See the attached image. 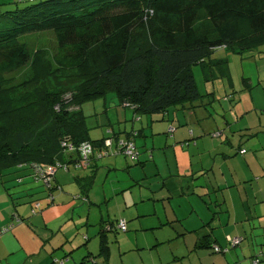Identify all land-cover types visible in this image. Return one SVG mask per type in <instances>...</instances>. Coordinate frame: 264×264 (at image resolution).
<instances>
[{
    "label": "trees",
    "instance_id": "obj_1",
    "mask_svg": "<svg viewBox=\"0 0 264 264\" xmlns=\"http://www.w3.org/2000/svg\"><path fill=\"white\" fill-rule=\"evenodd\" d=\"M17 1L0 2V175L10 169L26 171L49 191L60 188L58 170L71 165L90 168L92 158L98 161L109 155L105 142L111 137L90 138L84 103L105 99L113 91L120 105L139 120L165 119L171 108H206L215 102L214 93L200 92L193 67L200 66L206 81L231 79L225 67L228 60L212 58L216 49L244 52L264 44V0ZM44 33L54 37L52 53L31 51L28 39ZM25 67L28 72L18 82L6 83L5 74ZM63 73H74L83 82L69 92L59 89L38 99H30L26 92L20 103L18 91ZM175 130L170 126L168 133ZM255 135L251 129L246 136ZM128 140L135 144L134 138ZM188 144L189 140L182 142ZM84 145L92 150L84 153ZM135 148L136 159L122 154L119 145L116 155L141 164L136 144ZM247 152L239 147V154ZM83 180V189H90V177ZM127 231L125 219L112 220L106 228L101 225L99 249L76 264H110L112 244L119 232ZM217 233L205 232L191 251L212 250L227 257L232 247L223 245ZM245 240L228 236L227 241L236 248ZM258 253L252 264H264V250Z\"/></svg>",
    "mask_w": 264,
    "mask_h": 264
},
{
    "label": "crops",
    "instance_id": "obj_2",
    "mask_svg": "<svg viewBox=\"0 0 264 264\" xmlns=\"http://www.w3.org/2000/svg\"><path fill=\"white\" fill-rule=\"evenodd\" d=\"M16 1L11 4L14 5ZM0 2L4 3L5 0H0ZM105 99L104 105L107 106V98ZM214 101H216L215 97ZM212 104L206 106V108L190 109L187 107L185 109L177 108L174 111L171 108L165 119H163V116H156V120H154L155 116H150L153 118L145 116L149 126L151 122H157V120L175 126L176 130L172 134L173 136H169L174 138L175 143H167L166 146V142L160 144L161 146H156L154 143L152 145L148 144L150 131H147L143 126L144 117H141L139 121L141 128L138 129L137 136L145 137L144 145H140L141 143L135 139V144L141 153L139 159L141 164L130 162L125 157V159L123 157L117 159L111 157L103 166L99 164L102 158L98 161L92 158V167L90 168L71 165L69 170L63 169L66 172H73V176L77 178V185L82 189L81 192L73 194V199L82 201L88 209L86 228H84L87 236L89 234L88 237L84 235L88 241L85 240L84 233L79 228H76V231L74 230V235L71 237L62 230L58 233L55 226H61V221L64 222V218L56 220L54 226L45 227L47 230L46 237L41 236L43 239L40 237L34 238L36 231L34 223L31 222L27 212L19 210L16 200L8 197L9 189L5 188L7 187L6 184H2L0 187V229L11 227V230L0 238V264H23L29 256H36L38 260L41 259L40 264H55L54 260L58 258L61 261H64V259L72 260L76 264L83 255H89L99 249L98 233L101 225L104 228L109 227L112 220H119L120 218L127 220L128 230H149L154 240H156V236H159L156 240L158 244L165 245L183 238L187 243L188 239L193 240L192 246H194L200 242V238L205 232L214 233L216 231L214 225L217 223H220L222 227L227 226L233 230L234 236H245L247 238L249 229L251 235H254L257 227L250 228L248 226V229L246 228V222L264 216L263 213H259L253 207L257 205L256 200H259V203L264 202V161L261 163L258 161L264 159V157H256L258 156L257 152L264 151V140L262 139L264 119L262 117L254 118V115L249 112L251 110H246L243 115L240 114L243 117L240 119L238 110L234 109L238 119H233L230 122L227 117H224L223 124L218 126L217 119L209 111ZM127 110L133 115L131 109ZM117 111L116 120L120 122V111ZM102 124L107 126L106 123ZM109 124L112 127L113 135L118 137L116 139L118 145V141L121 139L119 134L122 129L117 131L115 129L116 121L112 119H109ZM192 124L195 127L191 128L189 133L179 129L180 126H191ZM86 125L90 131L93 129L87 122ZM218 128H223L226 132L225 139L220 142L212 140L208 136L209 133ZM251 129L257 131L256 137L246 136ZM160 130L152 131V136H155ZM178 131L185 134V137L181 139L177 137L176 133ZM132 134L129 133L130 136L136 138V135ZM89 135L93 141L108 136L107 133H103L99 137H92L91 132H89ZM245 137L246 140H244ZM152 140L155 141L153 138ZM186 140H189V144L183 146L182 142ZM246 142L249 145L248 147L244 145ZM241 145L248 150L244 155L247 164L237 167L235 160L232 161L231 159L239 154L238 150ZM98 149L99 147L95 146L94 150L97 151L94 154L96 156L99 153ZM172 151L174 153L169 156V152ZM205 154L208 157L204 159L203 155ZM253 157L255 160L258 159V163L254 162ZM100 166L103 173H106L105 182H108L109 176H112L110 186H104L99 192L92 190V187L84 190L85 180L83 179L87 178L88 180L90 177V180L94 183V180L100 174ZM120 169L126 170L128 180L125 178V173H120ZM141 172L145 176H141ZM61 182L62 179L56 176V183H59L60 188H57V191L46 189L48 199H51L49 200L50 206H56L54 197L57 192L65 194V188ZM133 187L136 188L133 189ZM59 189L61 190L59 191ZM126 190L130 192L124 193ZM40 192H43V190H40ZM18 193L19 191L16 194ZM67 195L69 197V194ZM63 200L64 203L70 202L68 198ZM106 200H122L120 207L126 210V215L119 217L112 213L110 205H108L107 212L104 211ZM77 208L75 207V210ZM93 210L98 211V216H95L91 221ZM57 211L60 212V210ZM17 218H23L25 222H16ZM25 225H28L27 227H30L33 233H29L24 228ZM11 231L12 235L10 234ZM161 233H166L168 238L160 237ZM230 234L227 233V236H231ZM23 236L29 238L27 240L29 248L24 244ZM96 239H98V245L94 246L93 241ZM219 240L223 245H226L225 240L222 238H219ZM190 246L188 243L187 247ZM245 247L246 249L242 248V250L247 256H249V250L253 252L255 249L254 246H252V249L251 246L248 248L245 245ZM235 252L236 257H238L239 250ZM69 253L71 254L67 255ZM253 254L251 256H254ZM231 257L235 259L232 254ZM227 260L229 263L232 262L229 258ZM68 261L66 263L64 261V263L68 264ZM83 264H88V262L86 261Z\"/></svg>",
    "mask_w": 264,
    "mask_h": 264
},
{
    "label": "rangeland",
    "instance_id": "obj_3",
    "mask_svg": "<svg viewBox=\"0 0 264 264\" xmlns=\"http://www.w3.org/2000/svg\"><path fill=\"white\" fill-rule=\"evenodd\" d=\"M14 1L15 0H5L4 3H13ZM28 43L31 51H40V49H44V51H47L48 53H52V48L55 46L54 37L51 33L33 35L28 39ZM212 58L228 60V62L225 64V67L231 76V80L229 78L220 76L213 81H206L200 66H194L193 73L201 93L206 94L208 91L214 93L216 101L209 108V111L217 119V125L220 126L223 124L225 119L224 117H227L230 122H232L233 119H238L234 109L238 110V115H243L245 114L244 112L246 110H251L249 112L250 114L254 115V118L262 117L264 119V44L244 52H233L221 47L216 49L212 55ZM27 72L28 69L25 67L21 70L12 71L5 74L4 78L7 80L6 83L8 85L14 84L21 79L22 75H26ZM82 82L83 80L79 81L78 76L74 73L70 76H67V73H63L60 74L58 78L51 75L46 80L42 81L31 89H23L18 91L16 95L18 96L20 103H24L25 99L22 100V96L26 92L30 94V99H38L40 97H44L50 92H56L59 89H62L64 93L69 92L70 90L75 89V87ZM105 101L106 99L100 98L92 102H86L82 106L83 113L87 118L86 122L89 126L93 127V129L90 131L91 136L99 137L103 133H107L108 136L111 137L110 140L113 144L112 146H107V149L105 150V153L107 151V154L109 153V155L104 156L102 160L99 161V164L103 166H105V163H107L111 157H114V159L122 157L124 158L122 155H116V139L118 137L113 135L112 127L109 124V119L116 121L115 129L117 131L122 129L121 133L119 134L121 139L118 141V144L128 141V138L132 137L139 141L141 143L140 145H144L143 141L145 139L144 136H137L138 129L141 128V124H139L140 120L136 119L132 113L127 110V108L120 105V102L113 91H110L107 95V106L104 105ZM117 110L120 111V122H117L116 120V115L118 113ZM171 110L174 111L176 108H172ZM241 115L239 116L240 119L243 118ZM142 117H144L143 126H145L147 131H150L149 145L154 143L156 146H161L160 144H165L166 142V146L167 143H175L173 140L174 138H170L173 135H169L168 133L169 127H175L174 125L157 120V122H151L149 126L147 125L146 118L150 116ZM156 119L157 117L155 116L154 120ZM102 123H106L105 125L107 126H104ZM164 126L166 127L164 128ZM194 127L195 126L193 124L191 126L184 125L180 126L179 129H181V131L184 130L185 133H189L191 132V128ZM159 129H161L160 132H158L155 136H152V131H158ZM181 131L176 133L177 137L180 139L185 137V134H182ZM214 132L222 133V136L214 138L212 136ZM129 133H134L136 138L134 136H130ZM225 133V129L218 128L215 131H212L210 135L208 134V136L211 137L212 140L220 142L225 139ZM152 138L155 139L154 142ZM246 139L247 138L245 137L244 140ZM262 139L264 140V135L262 136ZM244 145L247 147L249 146L247 142ZM173 153V151L169 152V156H172ZM257 154L258 156L256 157H264V151H259ZM249 155L253 156L251 153H249ZM203 157L205 159L208 157V155L205 154ZM128 160L132 162L130 159ZM231 160H235L237 167L247 164V159L241 154H238ZM257 160L254 158V162H257ZM258 161L261 163L264 161V159H260ZM99 170V176L96 177V180H94V183H92V190L94 189L95 192H99V190H101L104 186H110L112 181V176H109V181L105 182V179L107 178L106 173H103L101 166ZM120 173H125V178L127 177L126 170L120 169ZM55 176H58L60 179H62L61 184H63L65 188V194L59 192L55 194L54 199H56V206L49 205V200L51 199H48V194L45 191L46 187H42L43 183L41 181L34 180L30 176H27L26 171H20L19 169L7 170L0 175V187L6 182L5 184L7 187L5 188L9 189L8 197L10 199L16 200L19 210H23L25 213H28L31 222L35 225L36 231L34 233V238L46 237L47 230L45 227L54 226L53 224L56 225L55 221L61 218H64V222L61 221V226H55V230H57L58 233L60 230H62L71 237L74 235L76 228H79L82 233H84L83 236H87L86 230L84 228H86L85 225L87 223L88 209L86 206H84L82 201L73 199V194L82 191L80 186L76 183V176H73V172H66L63 169L58 170L55 173ZM141 176H145V174L141 172ZM126 180H128V178H126ZM135 188L136 187H133V189ZM40 190H43V192H40ZM60 190L61 189H59V191ZM18 191L19 193L16 194ZM129 192V190H126L124 193ZM67 194H69V197H67ZM66 198L70 199V202L64 203L63 199ZM120 202H122V200H106L104 203V211L107 212V209L109 208L108 205H110L112 213L119 217L126 215V210L120 207ZM256 202L257 205H254L253 207L256 208L259 213H263L264 215V202L259 203V200H256ZM38 204L40 205L39 207H37ZM75 207L78 208L75 210ZM57 210H60V212ZM95 216H98V211L93 210L91 212V221ZM119 220H121V218ZM246 224V228L248 229L249 227H257L255 234L251 235L249 229L246 241L236 248H233L231 244L229 245L227 241V233H231L230 235L234 236L233 230L229 229L227 226H220V223L215 224L219 228L214 225L215 230L218 232L219 238L225 240V246L232 247L229 253H227V257H225L223 254L212 253V250H206V253H203V251L192 252L191 250L193 248V240L191 239H188V243L191 245L190 247H187L188 243L183 238H180L179 241L169 242L167 245H165L161 243L158 244L156 240L159 236H156V240H154L151 232L146 229L119 232L118 240L112 244L110 264H228L229 261L227 258L232 261L230 264H235V260L238 261L237 264H252V253H254L253 255L259 254L258 251L264 248V216H262L260 219L257 218L253 221H247ZM27 226L28 225H25L24 228H26L29 233H33V230ZM12 231L10 233L11 235L13 234ZM160 237L168 238L166 233H161ZM28 239L29 238H24V244L27 248H29L27 243ZM93 245H98V239L93 241ZM245 245H247L248 248L251 246V249L252 246L255 248L253 252L249 250V256L243 253L242 248L246 249ZM236 250H239L238 257H236ZM231 254L235 257V259L231 257ZM64 261L66 263L68 259H64ZM37 262L40 264L41 259L38 260L36 256H29L27 260H24L23 264H38ZM54 263L61 264L62 261L58 258L54 260ZM68 264L75 263L72 260H69Z\"/></svg>",
    "mask_w": 264,
    "mask_h": 264
},
{
    "label": "built area",
    "instance_id": "obj_4",
    "mask_svg": "<svg viewBox=\"0 0 264 264\" xmlns=\"http://www.w3.org/2000/svg\"><path fill=\"white\" fill-rule=\"evenodd\" d=\"M130 139H133L132 137ZM113 143L112 141L109 139V140H106L105 142V147L107 146H111ZM120 147H122L121 149V153L124 154L125 156H128L132 159H136L137 157V150L135 148V144L132 142V140H128V141H125V142H122L121 144H118ZM73 146L71 145L70 146V150H72ZM81 150L84 152V153H88L89 151L92 150V148L90 147V145H84L81 147ZM39 206V204L37 205ZM16 222H19L18 219H16ZM120 226L125 229L126 225H125V222L122 221L120 223ZM11 230V227H6V228H2L0 229V235H3L5 233H7L8 231ZM260 262L256 261L255 264H259Z\"/></svg>",
    "mask_w": 264,
    "mask_h": 264
}]
</instances>
